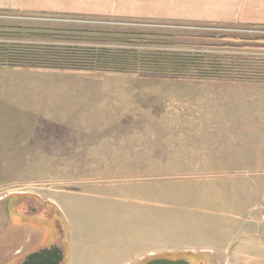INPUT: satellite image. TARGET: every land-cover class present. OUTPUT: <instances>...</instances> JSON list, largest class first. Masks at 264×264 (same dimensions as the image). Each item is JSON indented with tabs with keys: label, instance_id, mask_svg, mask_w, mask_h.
<instances>
[{
	"label": "rangeland",
	"instance_id": "374dc122",
	"mask_svg": "<svg viewBox=\"0 0 264 264\" xmlns=\"http://www.w3.org/2000/svg\"><path fill=\"white\" fill-rule=\"evenodd\" d=\"M226 1L0 0V52L36 58L0 67V264L57 244L70 264H264V82L152 71L264 62V22L211 18ZM107 53L139 72L71 69Z\"/></svg>",
	"mask_w": 264,
	"mask_h": 264
},
{
	"label": "trees",
	"instance_id": "16d2710c",
	"mask_svg": "<svg viewBox=\"0 0 264 264\" xmlns=\"http://www.w3.org/2000/svg\"><path fill=\"white\" fill-rule=\"evenodd\" d=\"M1 51L3 53L0 52V67H32L29 65L28 61L36 59L30 56L27 58L23 55V53H20L15 49H12L10 55H7L5 50ZM113 55L114 54L111 53L97 55L95 58L97 64H91L90 66H85V68L74 66L71 69H90L100 72H125L131 74H137L139 72V68H137V66H133L128 61L129 58L124 56L127 55V53H123L122 56H119L121 58ZM172 60L174 59L164 56V58L157 59L159 62H157L155 66L156 68L152 69L151 66H146L144 69H152V71L162 72V75H172L173 77L179 79L264 82V62L254 58L208 56L206 58L199 59V61L194 64L195 66L191 64L189 67L179 66L173 63ZM61 67L69 68V66ZM29 203L32 205V208H30V205L27 203V209H35V205L33 204L34 202ZM37 211L41 213L43 210Z\"/></svg>",
	"mask_w": 264,
	"mask_h": 264
},
{
	"label": "crops",
	"instance_id": "0c3cea01",
	"mask_svg": "<svg viewBox=\"0 0 264 264\" xmlns=\"http://www.w3.org/2000/svg\"><path fill=\"white\" fill-rule=\"evenodd\" d=\"M26 2H28V5L39 4V0H17L18 8L22 6L21 8L26 10ZM86 2L87 1H85V3ZM216 4L217 5L213 7L214 8L213 10L215 11V15L211 16V18L215 19V21H237V22L238 21L239 22L254 21L255 22L259 20L261 22H264V0H227L225 3L226 6L225 4L223 6L222 4L218 2H216ZM19 80L21 82L25 81L22 78ZM14 195H29V194L23 193V194H14ZM30 196H34V195H30ZM235 246H238V249L234 250L233 256H235V259L236 258L240 259L241 255H239V253L242 251V245H240L239 243ZM71 247L72 245L70 244V249ZM65 251L67 252V256H68L67 264H70L69 260L71 259L72 253L70 250V258H69V244H68V248L65 249ZM123 264H131V263L130 261H127ZM240 264H243V263H240Z\"/></svg>",
	"mask_w": 264,
	"mask_h": 264
},
{
	"label": "water",
	"instance_id": "95a60500",
	"mask_svg": "<svg viewBox=\"0 0 264 264\" xmlns=\"http://www.w3.org/2000/svg\"><path fill=\"white\" fill-rule=\"evenodd\" d=\"M23 196L26 197L30 195H14L13 197H23ZM32 197H35L36 199L37 198L40 199L38 196H32ZM23 205L25 206V203H23ZM31 206L32 205H30V208H32ZM50 211H53V210L51 209ZM50 211H48V208H46V210L41 211V213H39V211H37L36 208L35 209H27V208L23 209L24 213L32 214L35 216H39L41 214L47 215L48 212ZM57 223H58V228L61 230V233L64 235V231L62 230L63 225L61 224L59 219L57 220ZM184 253L193 254L195 252H191V253L184 252ZM175 254H180V253H166V254H160V255H151V256H148L142 259L137 264H196L197 263L196 261H193V260L191 261L190 259H185L181 256H174ZM67 258L68 256H67V252L65 251V248L62 247V245L57 244L50 248H46V249L34 252L33 254L29 256L28 261L25 262V264H34L36 261H38L37 264H67V260H68Z\"/></svg>",
	"mask_w": 264,
	"mask_h": 264
},
{
	"label": "flooded vegetation",
	"instance_id": "af4514ba",
	"mask_svg": "<svg viewBox=\"0 0 264 264\" xmlns=\"http://www.w3.org/2000/svg\"><path fill=\"white\" fill-rule=\"evenodd\" d=\"M34 205H35L36 210H45V208L41 209V208H40L41 206H39V205H37V204H35V203H34ZM24 207L27 208L26 205H25ZM25 208H24V209H25ZM32 254H33V253H32ZM30 255H31V254H26V255L22 256L21 258L18 259V261H17L16 264H25V262L28 261V258H29ZM37 262H38V261H36L34 264H37Z\"/></svg>",
	"mask_w": 264,
	"mask_h": 264
},
{
	"label": "built area",
	"instance_id": "2783aa9c",
	"mask_svg": "<svg viewBox=\"0 0 264 264\" xmlns=\"http://www.w3.org/2000/svg\"><path fill=\"white\" fill-rule=\"evenodd\" d=\"M259 222L262 225V227L264 228V204L260 208V212H259Z\"/></svg>",
	"mask_w": 264,
	"mask_h": 264
}]
</instances>
